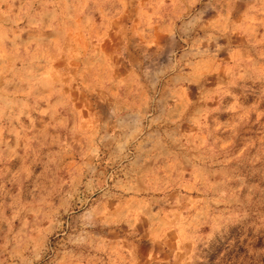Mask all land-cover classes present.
Returning <instances> with one entry per match:
<instances>
[{
  "label": "rangeland",
  "instance_id": "obj_1",
  "mask_svg": "<svg viewBox=\"0 0 264 264\" xmlns=\"http://www.w3.org/2000/svg\"><path fill=\"white\" fill-rule=\"evenodd\" d=\"M0 264H264V0H0Z\"/></svg>",
  "mask_w": 264,
  "mask_h": 264
}]
</instances>
